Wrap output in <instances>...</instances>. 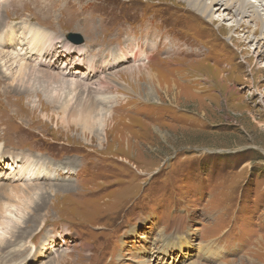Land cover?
<instances>
[{
    "label": "rangeland",
    "instance_id": "rangeland-1",
    "mask_svg": "<svg viewBox=\"0 0 264 264\" xmlns=\"http://www.w3.org/2000/svg\"><path fill=\"white\" fill-rule=\"evenodd\" d=\"M38 1L0 0V43L36 29L54 46L41 69L77 83L17 94L0 73L5 165L29 156L54 189L25 200L0 264H264L261 35L181 0ZM11 189L0 201L22 206Z\"/></svg>",
    "mask_w": 264,
    "mask_h": 264
},
{
    "label": "bare ground",
    "instance_id": "bare-ground-1",
    "mask_svg": "<svg viewBox=\"0 0 264 264\" xmlns=\"http://www.w3.org/2000/svg\"><path fill=\"white\" fill-rule=\"evenodd\" d=\"M181 1L184 2L191 11H193L196 15H198V17H201L208 23L214 24L216 21L218 22L220 21L214 18L215 13H217V11H220L221 13L232 12L236 26L239 27L250 26L253 29V31L250 33L251 34L259 33L261 35L260 39L264 40V13L261 14V12L258 9L259 8L258 5H256V2L262 4L263 0H256V2L251 0H181ZM39 4H44V3H42L39 0L38 2L35 3L36 7H38ZM262 7H264L263 4ZM5 11L6 9H4V12ZM3 18L4 17L0 15V28H1V21L3 20ZM247 21H249L250 23H248ZM251 23L253 24V26H251ZM230 27H235V25H231ZM21 35H23L24 40L20 41L19 38L18 41L16 42L17 47L14 50L11 49V45H12L11 39L9 40L7 39L6 42L0 43V47H1L0 73L3 74L7 80H9L14 93L25 94L27 92H30L31 89L26 86V82H25L26 77H29L28 81H30L36 75H39L38 77L40 78L46 77L49 79H55L56 81H58L61 88L72 89L76 85L75 83L77 82L74 83L69 82V80H66L63 76H61L62 77L61 78L60 75L51 74L49 71L51 65L46 64V70L41 69V66L43 65V61L54 51V46L50 37H46L43 34H39V32L34 28H30L27 31L22 32ZM120 37L121 35L118 36V39L112 40L110 44L118 43ZM242 37H243L242 39H244V36ZM249 38L246 37L244 41L246 40V43H251L252 39ZM144 43L146 44V42ZM67 49L70 50L71 48L68 47ZM148 49L149 46L147 47L146 50ZM98 50L99 49L95 51L88 50L89 51L88 53L92 54L93 52L95 54ZM121 50L122 49H120V46H116L114 52L115 53L120 52ZM179 51L180 53L190 52V50L187 48H185V50L179 49ZM260 55L261 52L259 53V56ZM261 69L264 70V65L260 67V70ZM1 82L2 80L0 79V83ZM22 87H24V89H22ZM151 100H158L155 95V92H152ZM103 120H104V116L101 114L99 118L93 121H86L82 125L87 130H92L96 126H99V128L103 129V126L105 124L103 123ZM13 158L14 156L12 155L9 161L10 165L6 166L5 163L8 161H6L3 150L0 147V168L3 169L1 171V175L4 176L5 179H9V182L21 185V186H17V185L11 186L8 184L0 183V191L2 189L7 191V188H13L11 190H8L9 194L21 200V204H22V206L20 207H14V206L12 207L0 201V252L3 249H5V247L7 246L8 242H6V240L10 239L11 241L13 239V234L19 233L20 230H22V225L26 224V222H23V220L29 215L28 213L29 209L25 205V200L29 202L35 201L37 199L41 200L45 198L49 190H51L52 192L54 190L52 188V185H50L48 189H45V188H41L40 184H32L33 179L39 178L41 177L42 174L45 175L47 173L44 170H41L40 165L34 164V162L30 160L29 156L18 158L21 161L19 164H17L15 162V159ZM39 210H43V209L39 208Z\"/></svg>",
    "mask_w": 264,
    "mask_h": 264
},
{
    "label": "water",
    "instance_id": "water-1",
    "mask_svg": "<svg viewBox=\"0 0 264 264\" xmlns=\"http://www.w3.org/2000/svg\"><path fill=\"white\" fill-rule=\"evenodd\" d=\"M72 38H79V37H77V36H72ZM80 39H81V37H80Z\"/></svg>",
    "mask_w": 264,
    "mask_h": 264
}]
</instances>
